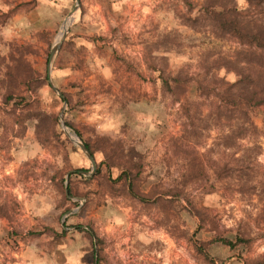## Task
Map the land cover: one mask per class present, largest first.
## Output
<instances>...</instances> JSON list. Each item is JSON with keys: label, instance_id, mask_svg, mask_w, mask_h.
Here are the masks:
<instances>
[{"label": "rangeland", "instance_id": "obj_1", "mask_svg": "<svg viewBox=\"0 0 264 264\" xmlns=\"http://www.w3.org/2000/svg\"><path fill=\"white\" fill-rule=\"evenodd\" d=\"M189 1L0 0V264H264V104L241 106L247 83L233 84L240 69L264 78L263 55L192 25L203 0ZM33 109L56 118L42 143ZM77 140L137 151L145 196L98 151L100 174L72 176L91 168ZM189 163L203 172L182 185Z\"/></svg>", "mask_w": 264, "mask_h": 264}, {"label": "trees", "instance_id": "obj_2", "mask_svg": "<svg viewBox=\"0 0 264 264\" xmlns=\"http://www.w3.org/2000/svg\"><path fill=\"white\" fill-rule=\"evenodd\" d=\"M183 4L190 9L191 3L189 0H181ZM248 7H253L260 12H264V0H244ZM198 15H194L193 17L187 18L193 22L199 18L206 20L207 24L210 25L216 32L221 34H227L233 38H235L240 44L246 45L250 48H253L254 51H258L259 54H262V59L264 60V23L263 22H253L244 17L240 11L238 10L236 3L234 0H203V3L200 5L198 10ZM264 63V62H263ZM262 66L264 67V64ZM238 76L237 80L233 83L234 85H242L247 83L244 86V89L248 92L247 97H242L240 100V105L243 107L250 106H258L264 104V89H257L258 85L264 86V78L257 75L252 76L247 71L238 70L236 72ZM28 76L34 78V71L28 68ZM36 77V76H35ZM44 79V78H43ZM161 82L164 84L165 88H169L168 81L166 79H161ZM255 83H257V87H255ZM8 93V92H7ZM8 99H10L9 93L7 97H5L4 103L8 104ZM16 105V104H15ZM32 122L33 131L35 134V138L37 141L42 143V136H49V134L53 133L54 127L56 126V118L52 114H49L43 110L33 109L28 110L26 115ZM68 125V123H67ZM253 125L251 122H247V125H237L236 128L241 129L242 131L246 129H252ZM242 135L239 133L240 136ZM225 138L234 139V132L231 131L230 134L225 135ZM45 140V139H44ZM43 140V141H44ZM84 146L89 151L95 162V152H101L104 157L105 164L108 166H113L114 164H119L120 173L115 177L114 182H120L121 186L125 188L127 192H131L137 194V196H145L143 193H137L135 190V183L138 180L139 173L142 168L141 159L139 158V153L132 148L127 149L125 152L119 146V143H115V149H100L99 147L93 146L88 140L82 141ZM228 144V143H227ZM226 144V146H227ZM114 152L116 155V161L112 159L113 155L111 153ZM104 161H100L96 163L95 171L93 172L91 178L100 174L101 166ZM109 161V162H108ZM203 172L202 166L189 163L187 167V173L184 175V179L182 180V185H185L189 181L187 180H195L197 179V175ZM72 176L83 178L79 173H74ZM71 176V177H72ZM66 193L62 192L63 198L67 194L70 193V186L67 181ZM64 187V188H65ZM160 200V198H158ZM77 230L83 231L88 237L93 254V246L94 240L95 243H98V239L90 233V231H85L83 229L77 228ZM221 241L225 244H232L227 239H221ZM240 241V239H238ZM96 256V255H95ZM98 262V255L95 259ZM95 262V264H96Z\"/></svg>", "mask_w": 264, "mask_h": 264}, {"label": "water", "instance_id": "obj_3", "mask_svg": "<svg viewBox=\"0 0 264 264\" xmlns=\"http://www.w3.org/2000/svg\"><path fill=\"white\" fill-rule=\"evenodd\" d=\"M77 5H78V0H75V4H74V6L72 7V10H75L76 7H77ZM68 19H69V16L66 17L67 23H66V26H65V28H64V31H63V33H62V35H61L60 40L57 41V42H55V43L52 45V47H51V49H50V51H49L48 60H51L53 54L55 53V51H56L57 48L59 47L60 42L62 41V39L64 38V36H65V34H66L67 27H68V23H69V20H68ZM49 70H50V66H49V63H48V64H47V67H46V75H47V77H48V75H49ZM50 86H51L52 89H54V90L56 91V93H57L58 96H61L60 92L57 91L51 83H50ZM58 121H59V125H60L61 130H62V131L65 133V135L71 140L70 133H69V131L66 129V127H65V125H64V123H63V121L61 120V116H60V115H59V119H58ZM71 141H72V140H71ZM73 144H74V143H73ZM74 145H75V144H74ZM75 146H77V148H78V149L84 154V156L88 159V161L90 162V165H91V168H90V171H89V172H86V171H83V170H77V172L80 173V174H82V175H85V176H87V177H90V176L93 174V172H94V169H95V162H94L92 156L90 155L89 151L87 150V148L84 146V144H83L82 142L79 141V142L77 143V145H75ZM71 172H74V171H69V172H67V173H66V177H67ZM64 191H65V193H66V187L64 188ZM72 212H74V210H68V211H66L65 214H70V213H72ZM94 264H95V262H94Z\"/></svg>", "mask_w": 264, "mask_h": 264}, {"label": "bare ground", "instance_id": "obj_4", "mask_svg": "<svg viewBox=\"0 0 264 264\" xmlns=\"http://www.w3.org/2000/svg\"><path fill=\"white\" fill-rule=\"evenodd\" d=\"M62 33H63V31L61 30V32H60V34H59V36H58V38H57V41L61 38V35H62ZM56 41V42H57ZM78 141V140H77ZM79 142V141H78ZM78 142H75V143H78Z\"/></svg>", "mask_w": 264, "mask_h": 264}, {"label": "snow or ice", "instance_id": "obj_5", "mask_svg": "<svg viewBox=\"0 0 264 264\" xmlns=\"http://www.w3.org/2000/svg\"><path fill=\"white\" fill-rule=\"evenodd\" d=\"M241 2H242V0H241Z\"/></svg>", "mask_w": 264, "mask_h": 264}]
</instances>
